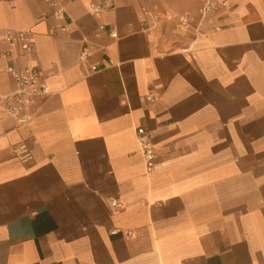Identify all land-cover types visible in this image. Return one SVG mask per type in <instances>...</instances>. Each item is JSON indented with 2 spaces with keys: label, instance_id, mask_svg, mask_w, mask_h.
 Returning <instances> with one entry per match:
<instances>
[{
  "label": "crops",
  "instance_id": "0c3cea01",
  "mask_svg": "<svg viewBox=\"0 0 264 264\" xmlns=\"http://www.w3.org/2000/svg\"><path fill=\"white\" fill-rule=\"evenodd\" d=\"M49 1L0 0V96L9 65L52 72L28 125L0 105V264H264V0L203 17L207 0H111L99 17L104 0H58L60 19ZM25 29L33 51L9 49Z\"/></svg>",
  "mask_w": 264,
  "mask_h": 264
},
{
  "label": "built area",
  "instance_id": "2783aa9c",
  "mask_svg": "<svg viewBox=\"0 0 264 264\" xmlns=\"http://www.w3.org/2000/svg\"><path fill=\"white\" fill-rule=\"evenodd\" d=\"M224 6L222 2H215L207 0L200 9V15L203 17L211 11ZM49 7L51 9V17L60 19L63 18L64 9L59 4L58 0H50ZM114 8V3L111 0L97 1L89 5V9L94 17H99L105 11ZM149 21L155 24L158 21V15L150 10H143L138 18L141 30L149 29ZM191 23L190 17L183 15L177 17L176 28L186 29ZM61 32L65 28L60 29ZM105 28L99 26V32H105ZM108 35L116 38V32L113 29L107 31ZM5 43L9 49L14 47H21L26 52H32L34 49L33 32L31 29L25 30H6L4 33ZM10 54V51L6 53ZM92 53L89 49H82L79 57L81 63H85ZM99 71L95 66L91 67V72ZM6 72L11 75L14 88L6 94L0 96V105L3 107L5 113L13 118L17 125L25 126L33 121L35 117L34 105L38 101H43L49 97L51 91L48 87V79L52 72L45 71L39 67H23L17 68L9 65ZM136 139L139 150L142 154L145 163L146 173H151L155 166L156 154L155 150L149 140V137L144 128H136ZM35 141H23L11 147V153L15 159L21 164L26 165L32 162L33 153L31 144ZM118 231H110V235H116ZM129 233H127V236Z\"/></svg>",
  "mask_w": 264,
  "mask_h": 264
}]
</instances>
